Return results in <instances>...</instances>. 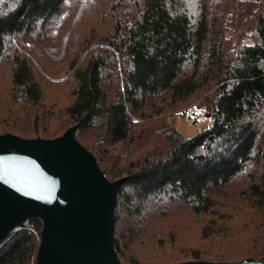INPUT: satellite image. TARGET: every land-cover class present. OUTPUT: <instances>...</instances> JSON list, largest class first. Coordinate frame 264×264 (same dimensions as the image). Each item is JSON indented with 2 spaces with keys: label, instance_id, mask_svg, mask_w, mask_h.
Returning <instances> with one entry per match:
<instances>
[{
  "label": "trees",
  "instance_id": "16d2710c",
  "mask_svg": "<svg viewBox=\"0 0 264 264\" xmlns=\"http://www.w3.org/2000/svg\"><path fill=\"white\" fill-rule=\"evenodd\" d=\"M7 64L0 134L77 125L106 176L124 178V264L264 261V0H0ZM51 77L71 81L63 108L46 101ZM191 106L212 125L186 136L165 124ZM42 227L9 231L0 264H38Z\"/></svg>",
  "mask_w": 264,
  "mask_h": 264
},
{
  "label": "water",
  "instance_id": "95a60500",
  "mask_svg": "<svg viewBox=\"0 0 264 264\" xmlns=\"http://www.w3.org/2000/svg\"><path fill=\"white\" fill-rule=\"evenodd\" d=\"M77 125L56 137L0 134V241L29 217L43 220L38 264H124L114 242L117 193L96 156L76 137ZM170 264H264L187 260Z\"/></svg>",
  "mask_w": 264,
  "mask_h": 264
},
{
  "label": "rangeland",
  "instance_id": "374dc122",
  "mask_svg": "<svg viewBox=\"0 0 264 264\" xmlns=\"http://www.w3.org/2000/svg\"><path fill=\"white\" fill-rule=\"evenodd\" d=\"M248 37L244 38L246 41ZM18 45L15 43L13 46ZM19 46V45H18ZM62 60V59H61ZM62 61H58L57 64ZM62 66V65H59ZM9 67L3 65L0 67V118L4 113L5 103L4 99L9 95ZM67 77H57L52 78L51 81L54 83H49L48 86H45L46 92V101L48 104H51L53 100H56L57 108H63L68 102V99L65 97V92L69 89L71 81ZM204 104V103H202ZM181 110H177L174 114L168 116L164 119L165 124H168L172 127H175L182 131L186 136L197 133L203 128L209 127L212 125L213 118L211 115L207 114L208 106H201L194 108L191 106L189 112L181 114ZM3 127V126H2ZM85 139H89L90 142L95 143L97 138V132L94 131L92 134H84Z\"/></svg>",
  "mask_w": 264,
  "mask_h": 264
}]
</instances>
